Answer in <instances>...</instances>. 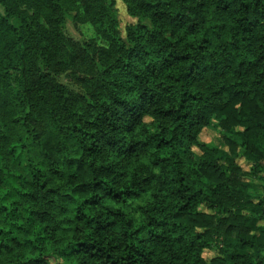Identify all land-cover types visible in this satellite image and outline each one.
Returning <instances> with one entry per match:
<instances>
[{"label":"trees","instance_id":"16d2710c","mask_svg":"<svg viewBox=\"0 0 264 264\" xmlns=\"http://www.w3.org/2000/svg\"><path fill=\"white\" fill-rule=\"evenodd\" d=\"M121 1L124 37L112 0H0V264H264V0ZM212 116L257 155L256 211L199 139Z\"/></svg>","mask_w":264,"mask_h":264},{"label":"rangeland","instance_id":"374dc122","mask_svg":"<svg viewBox=\"0 0 264 264\" xmlns=\"http://www.w3.org/2000/svg\"><path fill=\"white\" fill-rule=\"evenodd\" d=\"M114 6L117 8L118 12V20H119V33L122 37L125 36V26L128 23L135 22L136 18L129 16L125 11V6L121 0H112ZM2 8L0 7V12ZM59 29L68 37L79 42L89 39L93 37V29L88 23H77L73 21L71 18H67L63 23L60 24ZM83 77V76H82ZM61 82L66 83L70 88L77 91L76 80L74 77L69 75L68 73L62 75L60 77ZM242 130H244L243 126L236 127L235 129L232 127H226L219 123V119L215 116H212V123L209 127H205L200 133V140L204 143H207L209 146L216 148L218 151V159L221 165L227 167L228 173L231 178L230 189H241L245 196H249L252 198L253 202L251 204H247L244 207V210L256 211L253 209L252 204L257 202L263 197L262 193V180L259 176L254 175L249 172V168L252 164L253 158L256 159L257 155L254 153V149L249 151L246 156L243 155H235L229 149L228 141L236 142L237 144H241L243 142ZM241 132V133H240ZM254 143H257V140H254ZM258 144V143H257ZM52 138L49 132H40L36 136L35 139L31 140L30 152L33 159L40 158L43 152H49L51 155L55 156L56 152L53 149ZM191 151L195 154L199 155L200 150L198 148H191ZM190 151V152H191ZM74 154V152L72 151ZM186 156L187 163H193L194 156L189 152L184 153ZM71 170H77L81 175H86L87 172L84 168L78 166L76 162H71L68 166ZM142 198V197H141ZM141 198L134 200V203L131 205L134 207L138 203H141ZM247 212V213H248ZM262 223V222H260ZM261 231V228L258 227H250L249 234L253 236H257ZM249 234H245L248 235ZM231 241H237V235L233 234L230 237ZM215 254V251L208 250L204 253V256L209 258ZM56 261L54 259H49L48 264H55Z\"/></svg>","mask_w":264,"mask_h":264}]
</instances>
